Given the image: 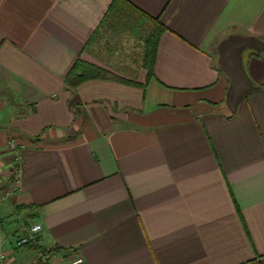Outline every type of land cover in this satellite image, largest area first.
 <instances>
[{
    "label": "crops",
    "instance_id": "0c3cea01",
    "mask_svg": "<svg viewBox=\"0 0 264 264\" xmlns=\"http://www.w3.org/2000/svg\"><path fill=\"white\" fill-rule=\"evenodd\" d=\"M115 1L0 0L11 263L264 264V0H118L99 28ZM77 60L121 81L69 89ZM32 224L37 247L14 248Z\"/></svg>",
    "mask_w": 264,
    "mask_h": 264
},
{
    "label": "trees",
    "instance_id": "16d2710c",
    "mask_svg": "<svg viewBox=\"0 0 264 264\" xmlns=\"http://www.w3.org/2000/svg\"><path fill=\"white\" fill-rule=\"evenodd\" d=\"M118 0H116L111 8L108 10L106 15L104 16L99 28L106 25L108 22L110 23L111 19L114 16V13L117 8ZM153 21V24L149 25V34L146 40L144 41L145 46V53H144V66L145 70L147 72V80H150L153 77V67L155 63L156 58V52H157V46L160 39L161 34L165 31V28L159 23V18H151ZM133 23V22H132ZM130 22H125V25H132L135 31H141L139 24L134 23L132 24ZM143 30V29H142ZM118 80L117 77H114L109 72H106L102 69L95 68L91 65H88L80 60H77L74 65L69 69L67 74L64 77V83L65 86L69 89H75L81 84L91 81V80ZM135 85L134 83H130ZM24 209V208H19ZM26 209V208H25ZM29 248H35L33 246H28ZM65 250L54 247L47 250H42V258L39 259L38 264H44L42 259L45 260V262H49L51 259H53L55 256L59 255L60 253H64Z\"/></svg>",
    "mask_w": 264,
    "mask_h": 264
},
{
    "label": "built area",
    "instance_id": "2783aa9c",
    "mask_svg": "<svg viewBox=\"0 0 264 264\" xmlns=\"http://www.w3.org/2000/svg\"><path fill=\"white\" fill-rule=\"evenodd\" d=\"M18 184L17 180H14L12 186L3 192H0V203L9 197L11 193L16 189ZM0 221V264H12L10 258L6 252V241L3 236L2 227ZM42 232L40 224H32L24 228V230L13 238L12 245L14 248H23L28 246L37 247L39 242V236ZM51 264H87L84 257L75 255L69 262L53 261Z\"/></svg>",
    "mask_w": 264,
    "mask_h": 264
},
{
    "label": "rangeland",
    "instance_id": "374dc122",
    "mask_svg": "<svg viewBox=\"0 0 264 264\" xmlns=\"http://www.w3.org/2000/svg\"><path fill=\"white\" fill-rule=\"evenodd\" d=\"M126 26H127V28H128L127 31H128L129 33H130V32H132V33L134 32V31H133V28H134L133 26H131V25H126ZM127 31H126V32H127ZM143 31H144V30H141V31H140V34H142ZM144 35H145V33H144ZM124 37H126V36L124 35ZM128 41H130V40H128ZM144 47H145V46H144ZM144 53H145V50H144ZM16 168H17V166H16L15 164H12L11 167H10V170H9V171H10V180H11L12 183H13L14 180H15L13 177H14L15 174H16V172H15V171H16ZM11 182L9 181V183L7 184L8 187H9V186H10V187L12 186V183H11ZM7 198H8V197H7ZM1 225H2V223H1ZM1 227H2L1 229H2V232H3V236H4L3 225H2ZM14 234H15V233H14Z\"/></svg>",
    "mask_w": 264,
    "mask_h": 264
}]
</instances>
